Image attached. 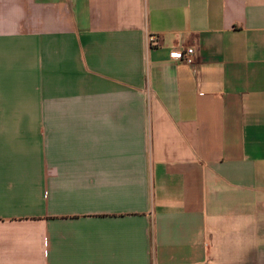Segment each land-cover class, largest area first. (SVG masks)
I'll list each match as a JSON object with an SVG mask.
<instances>
[{"label": "crops", "instance_id": "crops-1", "mask_svg": "<svg viewBox=\"0 0 264 264\" xmlns=\"http://www.w3.org/2000/svg\"><path fill=\"white\" fill-rule=\"evenodd\" d=\"M258 235L264 0H0V264H209Z\"/></svg>", "mask_w": 264, "mask_h": 264}, {"label": "rangeland", "instance_id": "rangeland-1", "mask_svg": "<svg viewBox=\"0 0 264 264\" xmlns=\"http://www.w3.org/2000/svg\"><path fill=\"white\" fill-rule=\"evenodd\" d=\"M244 238L242 237V240ZM209 249V264L264 263V236L262 235L253 236L248 241L246 240L245 243L242 241L240 247H209Z\"/></svg>", "mask_w": 264, "mask_h": 264}, {"label": "built area", "instance_id": "built-area-1", "mask_svg": "<svg viewBox=\"0 0 264 264\" xmlns=\"http://www.w3.org/2000/svg\"><path fill=\"white\" fill-rule=\"evenodd\" d=\"M194 48L193 47H188L184 50H176V51H172L171 55L173 57H175L176 59L186 63V64H193L194 59H193V55H194Z\"/></svg>", "mask_w": 264, "mask_h": 264}]
</instances>
